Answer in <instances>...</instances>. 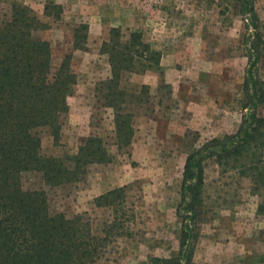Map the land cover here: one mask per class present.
I'll return each instance as SVG.
<instances>
[{"label": "rangeland", "instance_id": "rangeland-1", "mask_svg": "<svg viewBox=\"0 0 264 264\" xmlns=\"http://www.w3.org/2000/svg\"><path fill=\"white\" fill-rule=\"evenodd\" d=\"M13 2L47 23L37 34L49 42L51 65L68 54L75 76L59 139L53 141L42 129L41 154L73 155L82 139L97 135L112 157L88 166L84 178L72 185L48 189L36 174L26 173L22 188L45 189L51 210L66 217L84 212L98 230L109 211L94 207L92 198L125 185L126 204L134 214L131 236L114 238L93 264H147L151 257L175 254L180 227L175 209L185 155L206 139L232 133L243 112L245 30L233 2L0 0V21L9 18ZM47 4L60 6L57 19L43 15ZM254 7L264 32V0H254ZM79 24L86 26L85 42L73 48V28ZM110 28L118 29L119 41L139 33L159 53L153 69L120 76L127 96L140 98L127 107L134 114V131L121 150L113 144L111 109L103 105L98 89L109 77L107 56L99 48ZM257 74L264 81V60L257 63ZM257 114L264 116V103ZM201 197L189 264H264V190H251L249 179L233 171L219 172L208 158Z\"/></svg>", "mask_w": 264, "mask_h": 264}, {"label": "trees", "instance_id": "trees-1", "mask_svg": "<svg viewBox=\"0 0 264 264\" xmlns=\"http://www.w3.org/2000/svg\"><path fill=\"white\" fill-rule=\"evenodd\" d=\"M229 1L245 30L247 66L239 101L243 112L232 133L206 139L185 155L175 209L180 220L177 251L169 257H151L147 264L190 263L206 159L212 158L221 173L233 171L248 178L251 190H264V116L257 114L264 103V81L257 74V63L264 60V32L258 28L254 0ZM60 10L47 4L43 15L57 19ZM47 27L29 7L16 2L9 18L0 21V264H93L114 238L131 236L134 214L126 204L125 185L92 198L94 207L109 211L98 230L84 212L66 217L51 210L45 189L21 186L22 177L34 173L46 188H62L83 179L88 166L112 159L97 135L82 139L73 155L40 152L42 129L53 141L59 139L68 110L66 98L75 80L68 54L56 67L51 65L49 42L37 34ZM85 31L84 24L73 28V48L84 44ZM108 34L99 51L107 56L109 77L98 89L103 105L111 109L113 144L121 150L130 144L134 131V114L127 107L140 98L127 96L119 86L120 76L153 69L159 53L150 50L137 32L123 41L117 28Z\"/></svg>", "mask_w": 264, "mask_h": 264}, {"label": "crops", "instance_id": "crops-1", "mask_svg": "<svg viewBox=\"0 0 264 264\" xmlns=\"http://www.w3.org/2000/svg\"><path fill=\"white\" fill-rule=\"evenodd\" d=\"M110 188H112V187H110ZM110 188H108V189H110ZM107 190V189H106ZM105 191V190H104Z\"/></svg>", "mask_w": 264, "mask_h": 264}]
</instances>
